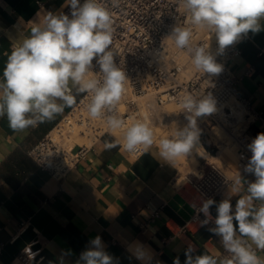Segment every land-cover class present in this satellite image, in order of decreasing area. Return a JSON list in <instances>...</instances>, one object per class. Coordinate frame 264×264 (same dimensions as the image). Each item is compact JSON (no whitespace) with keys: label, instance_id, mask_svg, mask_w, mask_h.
<instances>
[{"label":"crops","instance_id":"1","mask_svg":"<svg viewBox=\"0 0 264 264\" xmlns=\"http://www.w3.org/2000/svg\"><path fill=\"white\" fill-rule=\"evenodd\" d=\"M65 6V0H0V75L7 54L28 36L32 22ZM235 44L239 52L230 65L238 77L236 90L262 113V119L250 125L256 137L264 132V30L249 32ZM70 109L22 133L13 132L7 119L0 118V264H20L14 255L33 241L41 259L27 264H77L96 236L114 264H173L176 257L184 264L189 244L195 246L194 256L223 255L219 237L208 230L212 226L190 222L181 230L191 212L189 202L200 201L184 178L207 165L200 149L193 152L195 160L181 156L171 164L160 158L154 143L149 152L132 158L122 148L105 150V140L120 139L105 132L91 141L61 180L39 168L27 150ZM198 145L209 154L218 150L211 132L208 141ZM228 149L220 157L230 171L236 146ZM239 175L255 180L244 171ZM230 186L214 199L217 203L226 198ZM237 199L238 195L232 197L233 209ZM210 211L215 217V205ZM137 247L146 251L150 261L137 259ZM257 255L264 258V251Z\"/></svg>","mask_w":264,"mask_h":264},{"label":"clouds","instance_id":"2","mask_svg":"<svg viewBox=\"0 0 264 264\" xmlns=\"http://www.w3.org/2000/svg\"><path fill=\"white\" fill-rule=\"evenodd\" d=\"M65 4L70 6V16L47 12L42 20L32 22L28 36L7 54L0 75V118L7 119L13 132L22 133L54 120L65 108L74 107L77 97L83 95L88 100V116L103 120L111 137L121 134V139L105 140V150L149 152L155 143L149 124L141 120L126 123L118 114L128 80L111 49L112 12L120 8L121 0H84L82 4L80 0H65ZM181 4L189 25L215 35L216 54H222L249 32L264 30V0H181ZM192 35L189 26L177 25L171 32L175 46L188 52L196 70L219 74L222 65L216 62L209 45L194 47ZM179 103L187 124L176 128L171 137L161 138L158 144L160 158L171 164L181 156L188 157L198 145L197 118L216 110L210 94L186 95ZM248 148L252 155L244 172L255 180L246 181L238 175L231 180L226 198L219 203L206 199L197 210L205 217L201 226L215 225L208 230L220 238L224 255L194 256L195 246L189 244L184 264H264V258L257 255L264 251V132L258 133ZM236 195L239 199L233 209L231 200ZM213 205L215 217L210 211ZM89 243L77 264H114L101 237ZM134 254L142 261L151 259L142 247H137ZM173 264H181L179 257Z\"/></svg>","mask_w":264,"mask_h":264},{"label":"built area","instance_id":"3","mask_svg":"<svg viewBox=\"0 0 264 264\" xmlns=\"http://www.w3.org/2000/svg\"><path fill=\"white\" fill-rule=\"evenodd\" d=\"M83 2L84 0H80L81 4ZM61 12L70 16V6L66 5L56 14ZM112 15L114 32L111 49L116 54L117 64L123 67L128 78L125 93L118 105L119 116L126 118L134 115L132 120L147 123L160 119L187 124L180 99L186 95L197 97L210 94L215 101L216 110L211 115L197 118L199 144L204 145L208 141L210 128L214 125L224 128L234 140L236 162L229 172L223 171L214 162H207L196 173L185 174L186 183L200 201L189 202L191 212L181 228L184 230L188 223H201L205 219L202 213L197 212L202 201L220 198L231 180L244 171V166L252 155L248 145L255 138L250 132V125L253 120L262 119V113L255 110L249 100L236 90L238 77L230 65L232 58L239 52L236 44L227 46L222 54H216L218 44L215 35L208 29L189 25L181 0H121L120 8L113 10ZM177 25L192 27L191 42L194 47L209 45L216 62L222 65L219 74H204L196 70L188 52L175 46L171 32ZM94 70L98 71V66ZM230 100L242 111L239 117L234 115ZM87 103L88 100L82 95L52 130L59 129L63 120L70 119L84 124L82 133L95 132L94 139L109 132L107 128L103 130L102 126L107 127L103 120H93L88 116ZM168 104L175 106L173 113L165 108ZM52 130L31 146L27 155L51 177L61 180L85 155L88 145L74 143L68 147L62 140L54 138ZM126 153L135 158L143 150ZM156 214L157 210H153L151 216ZM207 226L214 227V224ZM34 243L35 241L23 246L13 260L20 264L39 261L40 249L33 248ZM222 254L224 255V250Z\"/></svg>","mask_w":264,"mask_h":264},{"label":"bare ground","instance_id":"4","mask_svg":"<svg viewBox=\"0 0 264 264\" xmlns=\"http://www.w3.org/2000/svg\"><path fill=\"white\" fill-rule=\"evenodd\" d=\"M230 103H233V106H232V109H233V112H234V115L239 117L241 114H242V111L239 110L237 108V106L235 105V102L233 100H230ZM169 112L173 113L174 112V109H171L169 110V108L167 109ZM68 118V117H67ZM125 120L126 123L130 122L132 119H134V115H130L126 118H122ZM149 124V123H148ZM170 124V125H169ZM166 125L169 126L168 130H166V132L162 135H159L156 140H155V143L158 145L159 144V140L161 138H167V137H171L175 131H176V128H179V127H183L185 126L186 124L183 123V122H177V124H171V122L169 123V121L166 123ZM60 128L59 129H54L52 130L53 132V136L56 140H59L60 138H62L63 136L66 138V140H69V139H72L75 143H79V144H85V145H89L91 143V141L94 139V134L95 132H87V131H84V124L83 123H80V122H75V121H72L70 119H66V120H63L60 124H59ZM216 126V125H215ZM214 126V127H215ZM103 130H105V128L107 127H104L102 126ZM153 128V127H152ZM107 130L109 131V129L107 128ZM162 131V130H160ZM225 132L228 134L227 131H225L224 128H222L221 126L220 127H215V132L213 133L211 131V134H212V137L214 139V142H216L218 144V150L214 153V154H209L208 156H210L211 160H214V161H218L220 156H221V153L226 149V146L225 144L223 143L222 144V140H221V137H219L222 133L221 132ZM98 132H101V131H98ZM97 134V133H96ZM117 134V133H116ZM119 134V133H118ZM117 134V135H118ZM223 135V134H222ZM229 135V134H228ZM61 136V137H60ZM225 137V136H224ZM230 137V136H229ZM120 138V137H119ZM223 138V136H222ZM226 138V137H225ZM224 139V138H223ZM70 140V141H72ZM231 140V139H230ZM229 140V141H230ZM231 142V141H230ZM73 144V143H72ZM72 144H68V147L72 146ZM204 152L200 147L199 145H197L194 149H193V152L195 151H200ZM200 151V152H201ZM193 152L190 154V158L192 160H195L193 158ZM184 157V156H183ZM212 161V163L214 162ZM209 162V161H208Z\"/></svg>","mask_w":264,"mask_h":264},{"label":"rangeland","instance_id":"5","mask_svg":"<svg viewBox=\"0 0 264 264\" xmlns=\"http://www.w3.org/2000/svg\"><path fill=\"white\" fill-rule=\"evenodd\" d=\"M166 109H168L169 108V110H170V108L171 109H175V106H173L172 104H168V105H166V107H165ZM168 122V120H166V121H163V120H161L160 121V119L159 120H155V121H153V122H150L149 123V126L152 128V130L154 131V133H155V140H156V138L159 136V135H162V134H164L165 132H166V130H168V128H169V126L168 125H166V123ZM171 122V124H177V122L175 121V120H169V123ZM170 125V124H169ZM215 126V125H214ZM214 126H212L211 128H210V132L212 131L213 133L215 132V127H220V126H218V125H216L215 127ZM160 130H162V131H160ZM226 131V130H225ZM222 134L219 136V137H221V140H222V144L224 143L225 144V146H226V151H228L229 149H228V146H230L231 148H234L235 147V143H234V140L232 139V137L230 136V135H228L227 133H225V132H221ZM118 134V133H117ZM117 134H115L117 137H120V139H121V134L119 133L118 135ZM222 136H223V138H222ZM226 138H225V137ZM230 136V137H229ZM231 139V140H230ZM59 140H62L63 142H64V144H66L67 146H68V144H74L75 142L72 140V139H69V140H66V138L63 136L62 138H60ZM70 140H72V141H70ZM231 142H230V141ZM72 144V145H73ZM205 155H206V157H207V160L209 161V162H212V161H214V160H211V158H210V156H208L209 154H207L206 152H203ZM211 153L212 154H214L215 153V150L214 149H212L211 150ZM234 156H235V158H236V152H235V154H234ZM214 163L220 168V169H222L223 171H225V172H229V170L226 168V165H225V163H224V161H223V159L220 157L219 158V160L218 161H214ZM194 173H196V171H193ZM184 175V174H183Z\"/></svg>","mask_w":264,"mask_h":264}]
</instances>
